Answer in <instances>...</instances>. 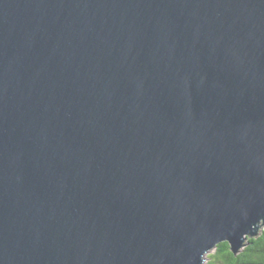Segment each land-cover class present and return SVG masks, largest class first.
Instances as JSON below:
<instances>
[{
	"label": "water",
	"instance_id": "obj_1",
	"mask_svg": "<svg viewBox=\"0 0 264 264\" xmlns=\"http://www.w3.org/2000/svg\"><path fill=\"white\" fill-rule=\"evenodd\" d=\"M264 228V0H0V264H205Z\"/></svg>",
	"mask_w": 264,
	"mask_h": 264
},
{
	"label": "trees",
	"instance_id": "obj_2",
	"mask_svg": "<svg viewBox=\"0 0 264 264\" xmlns=\"http://www.w3.org/2000/svg\"><path fill=\"white\" fill-rule=\"evenodd\" d=\"M207 264H264V228L255 238H249L238 255L231 252L228 242L219 244Z\"/></svg>",
	"mask_w": 264,
	"mask_h": 264
},
{
	"label": "rangeland",
	"instance_id": "obj_3",
	"mask_svg": "<svg viewBox=\"0 0 264 264\" xmlns=\"http://www.w3.org/2000/svg\"><path fill=\"white\" fill-rule=\"evenodd\" d=\"M215 253V250H213V251H211L206 257H207V259H206V261H205V264H207L208 263V261H210V255H213Z\"/></svg>",
	"mask_w": 264,
	"mask_h": 264
}]
</instances>
